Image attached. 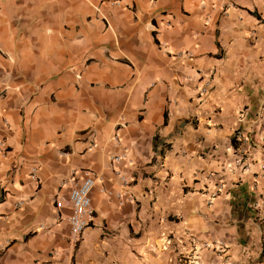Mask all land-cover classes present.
<instances>
[{
    "label": "crops",
    "instance_id": "obj_1",
    "mask_svg": "<svg viewBox=\"0 0 264 264\" xmlns=\"http://www.w3.org/2000/svg\"><path fill=\"white\" fill-rule=\"evenodd\" d=\"M102 1L0 0V264H264V0Z\"/></svg>",
    "mask_w": 264,
    "mask_h": 264
},
{
    "label": "built area",
    "instance_id": "obj_2",
    "mask_svg": "<svg viewBox=\"0 0 264 264\" xmlns=\"http://www.w3.org/2000/svg\"><path fill=\"white\" fill-rule=\"evenodd\" d=\"M102 4H108L111 6H118L121 4V0H105L100 2L98 5H95V8L98 9ZM210 88V82L209 80H204L202 85L199 87V95L200 97H204L208 92ZM4 125L6 126L7 123L4 120ZM234 137L240 141V142H246L247 137L246 135L236 129L234 131ZM2 143H0V152L3 151ZM113 161H117L118 157H113ZM32 179H35V168H32ZM72 182V185L68 188L67 191V201L69 203L70 208V216L68 218L69 224H70V233H69V242L72 246H76L82 237V233L84 232V229L92 224L94 221V208L92 206L90 192L94 186L95 183V177L92 175L91 172L84 171L83 175L81 176L80 180H70ZM221 190L222 187L218 186L217 192ZM57 197L55 199V206L61 207L63 204V198L57 194ZM212 198L209 199V203L211 202ZM187 240L194 244L195 240L194 238L186 234ZM170 240H165V245H169ZM194 252H197L198 249L195 247L193 248ZM198 254V253H196ZM197 259V256L195 257Z\"/></svg>",
    "mask_w": 264,
    "mask_h": 264
}]
</instances>
